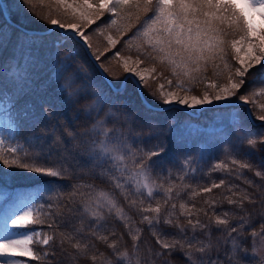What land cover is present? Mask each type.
<instances>
[{
	"label": "snow or ice",
	"instance_id": "snow-or-ice-1",
	"mask_svg": "<svg viewBox=\"0 0 264 264\" xmlns=\"http://www.w3.org/2000/svg\"><path fill=\"white\" fill-rule=\"evenodd\" d=\"M51 3L55 7L46 16H36L51 26L46 29L50 35L52 28L56 29V38L49 45L55 49V56L46 53L49 59L47 79L39 85L34 83L32 69L37 66L38 60L33 55V49L45 48L46 45L42 39L29 36L27 30L20 34L23 39L17 38V47L23 52L22 63L17 61L15 65L7 63L0 66V168L9 170L0 171V220L4 230V237L0 238V264H27V261L17 257L46 264V258L56 255L54 248L57 243L62 251H65V243L73 249L68 253L73 264L79 258L90 259L92 264H97L98 260L102 264H113L112 259L95 249L91 241H84L86 234L112 249L119 264L128 258L129 253L120 251L117 241L109 242L108 235L115 236V231L98 235L105 210L109 214L114 211L117 219H126L124 209L118 207L107 193L86 197L80 191L85 185L75 183L68 195L76 197L79 194L83 211L77 209L78 226L70 222L71 230L60 232L59 241L55 234H46L42 228L35 227L46 224L48 229L55 228V221L48 220L52 212L43 211L53 205L39 202L25 204V201L36 192L49 189L50 195L59 199L63 188L56 181L70 174L108 177L116 188H122L123 181H132L137 195L142 194L143 189L151 198L155 188L149 184V177L154 174L170 175L175 162V157L166 155L168 137L175 135L178 143H186L202 132H208V129L212 132L202 142L205 148L216 140L231 143L233 150H239L243 157L242 162L234 156L231 164L241 169H253L251 156L257 151L264 154V105L258 106L260 114L256 119L261 124L257 127L246 125L239 110L243 105L255 104L254 97L264 96V87L251 93L245 88L248 78L264 85V0H51ZM32 5L33 0H19L20 7L36 15ZM106 14L109 20L105 27L99 29V34L104 35L111 29L115 36L111 33L106 35L107 45L100 50L93 47L92 35L86 29ZM134 28L136 31L123 47L129 53L134 49L135 57L122 55L121 51H115L112 57H108L107 53L116 49L121 39ZM4 45V37L0 35V47ZM84 57L91 61V66ZM12 59L15 60V57ZM113 60L118 61L123 72L128 74L118 85L106 75L110 72L106 63L110 64ZM92 67L99 80L117 95L122 90L126 91L131 82L136 95L148 109L152 105L147 97H152L164 105L176 104L188 109L226 101L228 104L224 106H234L233 111L227 114L226 126L222 123L225 117L221 114L215 116L207 127L186 122L181 128L174 129L175 120H169L167 126L161 127L151 120L140 119L128 108L126 101L117 103L93 78ZM209 68L213 69L214 80L207 76ZM200 84L204 85L203 91L199 95H189ZM145 89H150L147 96ZM38 90H50L56 101L40 105L39 112L50 121L48 125L40 124V115L32 105L19 106L24 96ZM180 92L185 95H179ZM63 109H75L76 118L83 117L86 125H91L86 127L85 136L62 123L59 114ZM248 115H251V108ZM25 122L35 130L24 134ZM120 129L126 130L131 144L127 143ZM49 136L53 139L45 146ZM69 140L72 142L71 152L67 149ZM53 148L58 154L55 163L51 162ZM73 153V162L77 167L72 168L70 173L65 160ZM191 155V152L186 154L185 162ZM127 160H131V166L126 163ZM226 168L227 165L215 163L212 171ZM261 168H264V161L255 167V175L264 180ZM21 172L52 179L32 187L11 188L13 177ZM179 178L183 180L182 175ZM248 183L250 187L255 186L251 181ZM224 184V179H221L201 191L211 193ZM172 190V187L166 189L165 205L172 199ZM227 190L230 195L224 199L229 205H235L237 211H223V218L213 211L214 220L208 223L201 222L198 217L200 213L208 217L209 212L204 209L194 211L195 205L189 208L185 203L179 204L180 215L186 218L185 226L178 219L174 222L168 218L172 212L161 220L162 205L159 200L155 206L151 203L144 206L143 199L139 200V207H134L137 205L135 199L129 204L138 213L154 214L142 215L141 222L147 223L149 231L156 237V243L165 250L154 253L156 258L180 250L189 264H218L209 255L211 244L204 242L201 236L210 237L213 227H223L228 229L230 237L233 233L237 234L232 237L233 249L227 255V264H244L243 257L248 254V248L239 238L254 218L253 212L245 209V203L255 204L256 197L245 192L234 199L237 193L232 186H228ZM194 195H200V192L194 191ZM125 199H128L127 196ZM73 203L72 199L68 201V204ZM210 206L213 209L216 207L214 202ZM176 207L175 203L171 204L172 210ZM258 214L262 218L259 230L253 229L249 235L253 238L260 236L264 244V200ZM193 216L197 219L193 220ZM231 220H236L235 226ZM161 223L176 231L164 233L156 230ZM21 230L27 231L23 235L15 234ZM140 232L137 229L136 234L129 233L133 241V256L139 251L136 242L140 239ZM40 237L42 239H37ZM50 242L51 251L46 248L40 252L32 247L50 246ZM257 254H264V249L261 253L253 249V255Z\"/></svg>",
	"mask_w": 264,
	"mask_h": 264
},
{
	"label": "trees",
	"instance_id": "trees-1",
	"mask_svg": "<svg viewBox=\"0 0 264 264\" xmlns=\"http://www.w3.org/2000/svg\"><path fill=\"white\" fill-rule=\"evenodd\" d=\"M8 6L10 8L12 17L28 27L32 28H48L50 25L47 22H43L36 18V16H46L52 8H54V4L51 3V0H33L32 11L36 13L33 15L31 12L25 11L22 7L19 6V0H6ZM53 15L55 13L53 12ZM0 20L2 32L5 36H9L6 38L4 47H0V66H3L7 63H11L13 65L16 64L17 61L22 63V55L23 52L21 49L17 47V38L23 37L20 36L22 31L12 27L8 24L2 15L0 10ZM109 20V16L106 14L98 24L91 25L88 29L87 33L92 35V44L94 48H98L100 45L98 44V40L101 39V36L96 35V32L93 30H97L98 26L105 27L107 21ZM140 27V25H137ZM111 32L112 30L109 29ZM136 31L134 28L131 32H129L125 37H123L120 43L117 45L116 49L109 51L107 53L108 57H112V53L115 51H121L122 55H133L135 57L136 53L133 49L131 53H129L128 49L124 48V42L129 39ZM55 31H52V34L49 33L44 35L36 36L44 41L46 47L41 49H33V55L37 57L38 64L35 68L32 69V74L34 77V83L36 85L41 84L44 80L47 79L46 74V66L49 63L48 56L46 53H55V49L49 46L50 42L55 39ZM114 33V32H113ZM115 34V33H114ZM51 37V38H50ZM98 37V38H97ZM96 38V41L93 39ZM102 42V41H100ZM98 45V47H96ZM105 45L100 46V50H103ZM61 56L63 55V51L60 52ZM83 55V54H82ZM15 57V60L12 59ZM87 61V57H84ZM116 60L112 61L115 62ZM91 66V61H87ZM106 66L110 68L109 75L114 80L115 83H119L122 79L124 72L119 63L108 64ZM93 78L97 79V82L101 84L106 92L112 96L117 103L127 102L128 108L135 112L138 117L142 120H151L161 127L167 126L169 120H175V124L173 125L174 129L181 128L186 122H191L193 125H202L207 127L210 122L213 121L214 117L217 115H224L223 124L226 126L228 124L227 114L232 112L231 106H219L215 108H206L199 119L192 120L191 117L184 112L182 109L177 107H171L164 111H152L145 109L141 103L140 97L136 95L135 90H133L131 86V82H129L128 88L126 91L120 93L119 95L113 93L106 85L103 84L102 81L96 76L95 68L92 67ZM9 78H11L10 74ZM207 76L210 80H214L213 69L209 68L207 72ZM247 83V82H246ZM153 87H155L153 85ZM204 85L200 84L198 87L193 88L191 94L199 95L200 92L203 91ZM150 89H145V94L147 96V92ZM243 91V90H242ZM148 100L155 104L162 103L158 99H153L152 97H147ZM46 102L55 103V98L51 95L50 90H38L33 93L24 96L19 101V106H23L25 104L32 105L40 115V124L48 125L50 121L44 117L42 112H39L40 105ZM240 114L244 121V123L250 127H257L259 125L253 123L244 106L240 108ZM252 112L253 109H252ZM60 118L62 123H66L69 125L71 129H74L77 133H79L82 137L86 135V127L90 128L91 125H86V121L83 117L79 119L76 118L75 109H63L60 112ZM35 129L30 126L28 129L23 126V133L27 134L30 131H34ZM120 132L124 133V138L127 143L131 144L132 140L128 139V135L126 130L120 129ZM211 131L202 132L197 135L195 138L189 140L186 143H178L175 139V135H170L168 137V150L166 155L169 157H175L174 165L171 168L170 175H151L149 180L152 182L155 191L153 197H148L146 194V190H141L140 195L135 193L132 181H123L122 188H116L115 184L108 179V177H100L99 175L91 176V175H83L79 174L78 177L70 174L67 178L56 181L57 185L62 186L63 194L59 199H57L54 195H50L51 189L46 191L36 192L39 194L40 199L37 202L42 204H52V208L45 207L43 211L45 213L52 212V215L48 217L50 222L55 221V228L48 229L47 225H41L39 227L44 228L45 231L50 232V234H55L57 236V241H59V233L64 231L71 230V223H76L78 226L79 212L83 211L82 204L79 203L80 196L77 194L76 197H69L68 193L72 190L73 185L77 182H82L85 186L80 189L81 192L85 194V196H96L100 192L107 193L111 196L117 203V206L124 209V214L126 219L120 220L117 219L115 212L113 211L111 214L107 213L105 210V219L100 222V228L98 229V235H108L109 230H114L116 235L111 236L108 235L109 242L117 241V247L120 251H127L129 253L128 258L119 262V264H189V261L185 258V255L182 251L176 250L172 252L171 255L165 254L161 258H156L154 253L164 252L165 250L160 247L156 243V237L149 231V226L146 222L142 223V215L152 216V213H138L134 210V207H139V200H144V206H147L149 203L152 206L156 205V201L159 200L162 205L161 212V220H163L169 212L173 214L168 217L174 222L178 219L182 224L186 225V218L180 215V203H185L187 207L191 208L195 205V209H204L209 212V216L205 217L203 213H200L199 220L204 223H208L214 220L212 217V212L215 211L217 215H220L223 218V211L236 212L237 209L235 205H229L227 201L224 199L225 196L230 195L228 192V186H232L234 192L237 193V196L233 197L234 199H238L239 196L243 193H248L256 197L255 204H247L245 203V209L251 210L253 212V219L250 224L246 225L243 230V236L239 239L242 240L243 244L248 248V254L243 257L244 264H259V257L257 255H253V249L256 248V240L259 236L253 238L249 235L250 231L255 229L259 230V225L261 223V216L258 214L261 201L264 200V180H261L260 177L255 175V167L256 165L264 161V154L257 151L251 156V163H253V169H241L237 165L233 164H225L231 162L232 159V149L233 145L231 143L223 142L220 140H216L215 142H211L210 146L205 148L202 144L203 141H206L211 134ZM135 138V134L133 135ZM53 139V136H49L45 141V146ZM198 145L200 147L198 148ZM231 148V152H230ZM67 149L69 152L72 151V142L69 140L67 142ZM53 159L51 162L55 163L58 154L56 149L52 150ZM191 152L192 155L187 157V161L185 162V156L187 153ZM230 152L229 155L226 153ZM68 155L65 162L69 165V171L71 173V169L77 167V165L73 162V156ZM217 157L221 161L222 164L227 165L226 169L212 171V163L213 159ZM237 158L241 159L243 162L242 153L237 150ZM158 159V158H157ZM129 166H131V160L126 161ZM4 171H9L8 169H3ZM17 171V170H12ZM261 171L264 172V168H261ZM183 176V180L179 177ZM50 179L46 176H40L30 172H21L18 175L14 176L12 179L11 188L17 187H32L34 185L44 184L48 182ZM221 179H224L225 184L220 188H215L211 193H204L201 191L203 187L211 186L212 183H219ZM123 180V178H122ZM248 181L253 183V187L249 186ZM87 185H92V188L87 187ZM162 185V187H161ZM187 186V187H185ZM172 187V192L170 193L172 199L168 201V204L165 205L164 201L167 199L166 189ZM195 192H200V195H194ZM179 193V196L177 195ZM127 196V200L125 197ZM72 199L75 201L73 204H68V201ZM137 200L136 206H130V200ZM205 201H209V203H205ZM214 202L216 207L213 209L210 205ZM175 203L177 205L175 210L171 209V204ZM59 205V206H57ZM63 205H67L64 207ZM79 209V212L77 211ZM193 220L197 219L196 216L192 217ZM71 222V223H70ZM231 224L235 226L236 220H231ZM127 225V227L125 226ZM38 227V226H37ZM140 229V239L137 241L138 252L135 256L133 253V241L131 239V234H136V230ZM162 230L164 233H174L176 231L175 228L167 227L163 223L158 226V229ZM199 231V230H198ZM192 235L191 232L188 233ZM237 234L233 233L230 237L228 235V229L223 227L215 228L213 227L211 230L210 237H203L201 239L211 244V249L209 251V255L213 260H216L218 264H227V255L230 250L233 249L232 237H235ZM122 237V239H121ZM163 238V237H162ZM84 241H91V243L95 246L99 252L103 253L105 257L112 259L113 264H117L115 256H113V250L109 249L107 245L95 237L91 235H85ZM49 251L52 250V245L50 242V246H42L35 245V250L43 252L45 249ZM65 251H62L61 247L57 243L55 245V253L56 255L51 258H46V264H73L72 258L68 257V253L72 252L73 249L67 244H64ZM150 250V251H149ZM33 262V261H32ZM38 263V262H37ZM75 264H92V261L87 258H79L75 260ZM97 264H102L100 260L97 261Z\"/></svg>",
	"mask_w": 264,
	"mask_h": 264
},
{
	"label": "rangeland",
	"instance_id": "rangeland-1",
	"mask_svg": "<svg viewBox=\"0 0 264 264\" xmlns=\"http://www.w3.org/2000/svg\"><path fill=\"white\" fill-rule=\"evenodd\" d=\"M100 21V20H99ZM99 21H97L96 22V24H98L99 23ZM95 24V25H96ZM0 25H1V20H0ZM93 26H94V24H93ZM91 27V26H90ZM89 27V28H90ZM88 28V29H89ZM101 28V26H98V28H97V32H96V35L95 36H97V35H99V36H101V39L100 40H98V44L100 45V46H102L103 47V45H107V41H106V39H105V36L106 35H108L109 33H111L112 35H114L115 36V34L113 33V32H111L109 29L107 30V31H105V33H104V35H100L99 34V29ZM42 30H44V28H41ZM45 29H48V28H45ZM88 29H86V32H88ZM0 35H2L3 37H4V40L6 41V38H9V36H5L4 34H3V32H2V27L0 26ZM51 38V37H50ZM98 38V37H97ZM97 39L96 38H94L93 39V41H96ZM100 41H102V42H100ZM100 46L98 47V45L96 46V47H98L99 49H100ZM105 48V47H104ZM53 51H54V49H53ZM54 56H55V53H52ZM112 55H113V53H112ZM114 61V60H113ZM112 64H114L115 65V63H119L118 61H115V62H111ZM144 65H142L141 67H143ZM262 87H264V85H261V84H259L258 82H254L253 81V79L252 78H248L247 79V83H246V85H245V88H247L248 89V91H249V93H251V92H257V91H259ZM244 91V90H243ZM179 95H185V93H183V92H180L179 93ZM189 95H195V94H191V93H189ZM235 98H233V100H234ZM254 99H255V101H256V103L255 104H251L252 106H253V108H254V111H255V114H256V116L257 115H259L260 114V111H259V105H264V96H256V97H254ZM217 103V102H216ZM218 103H228V102H226V101H224V102H218ZM163 104V103H162ZM258 120V119H257ZM230 152H231V148H230ZM230 152H225L227 155H229L230 154ZM232 158L235 156H237V151H234L233 149H232ZM219 163H221V161L219 162ZM231 162H227V163H225V164H230ZM34 200H35V197H32V198H30L29 200H27V201H25V204H27V203H32V202H34ZM24 205H21V207H23ZM25 231H27V230H21V231H19V232H17V233H15L16 235H23L24 234V232ZM4 237V230H3V222H2V220H0V238H3ZM37 239H42V237H40V238H37ZM256 248H255V251L257 252V253H261V250L262 249H264V244H262V241H261V237L259 236L258 237V239L256 240ZM257 256L259 257V260H260V264H264V254H257ZM17 259H20V260H22V261H25L24 259H22V257H17Z\"/></svg>",
	"mask_w": 264,
	"mask_h": 264
},
{
	"label": "water",
	"instance_id": "water-1",
	"mask_svg": "<svg viewBox=\"0 0 264 264\" xmlns=\"http://www.w3.org/2000/svg\"><path fill=\"white\" fill-rule=\"evenodd\" d=\"M1 4H2L3 10H4V13H5L6 17L8 18V11H7L5 5H4V3H3L2 1H1ZM52 29H53V28H52ZM25 30H27V32H28L29 34H38V33H42V32H44V31H36V30H28V29H25ZM127 75H128V74H126L125 76H127ZM108 79H109V78H108ZM109 80H110V79H109ZM149 103H150V102H149ZM150 104H151V103H150ZM151 105H152V104H151ZM171 106H179V107L183 108L184 110L188 111L189 113H191L193 116H198L202 107H204V106H215V104H213V105H203V106H199V107L197 108L198 114L192 112L190 109L186 108L185 106H180V105H176V104H173V105H171ZM167 107H169V105H167V106H165V107H162V108L165 109V108H167ZM156 108H157V107H155L154 105H152V107H151V109H156ZM162 108H159V109H162Z\"/></svg>",
	"mask_w": 264,
	"mask_h": 264
},
{
	"label": "bare ground",
	"instance_id": "bare-ground-1",
	"mask_svg": "<svg viewBox=\"0 0 264 264\" xmlns=\"http://www.w3.org/2000/svg\"><path fill=\"white\" fill-rule=\"evenodd\" d=\"M242 90H244V89H242ZM214 104H216V102H214ZM186 107V106H185Z\"/></svg>",
	"mask_w": 264,
	"mask_h": 264
}]
</instances>
